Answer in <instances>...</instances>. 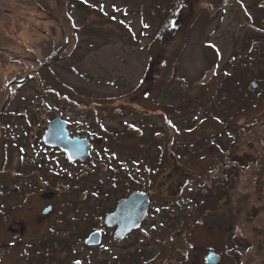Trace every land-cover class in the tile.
I'll list each match as a JSON object with an SVG mask.
<instances>
[{"label":"rangeland","instance_id":"obj_1","mask_svg":"<svg viewBox=\"0 0 264 264\" xmlns=\"http://www.w3.org/2000/svg\"><path fill=\"white\" fill-rule=\"evenodd\" d=\"M254 1L6 0L0 264H175L173 233L140 232L127 251L108 229L86 243L113 208L115 165L168 151L182 162L183 216L195 214L179 240L197 224L200 259L264 264V0ZM56 116L77 135L108 129L83 164L44 146ZM22 218L20 243L8 228Z\"/></svg>","mask_w":264,"mask_h":264},{"label":"flooded vegetation","instance_id":"obj_2","mask_svg":"<svg viewBox=\"0 0 264 264\" xmlns=\"http://www.w3.org/2000/svg\"><path fill=\"white\" fill-rule=\"evenodd\" d=\"M254 2H256V0ZM253 5L255 6V4ZM236 7H239V5ZM256 7L258 6L256 5ZM250 21L252 20L250 19ZM53 119L54 117L49 119V121ZM65 120L67 121V128L71 134V137L86 138L89 141L91 145L90 153L87 158L89 159V157H91L92 153L94 152V149L96 146L95 144H101L103 142V138H99L98 137L99 135L96 134V131L103 132V131H107L108 129H103V128H99V130L97 128L90 129V130H87L86 134L84 135H79V134L77 135V134H74L73 131H71L72 122L68 121V117ZM96 120L97 122L101 121L100 119H96ZM47 123H46V128H47ZM45 131H44V134H45ZM42 142L44 146L48 148V150H51V149L59 150L56 147L47 146L44 143V136L42 138ZM171 158H174V159H171ZM68 162L70 161L68 160ZM70 163H79V161H74ZM181 163H182L181 160L177 157V155L173 151H168L167 154L165 155H159L158 160L147 159L146 161H139V162H133V161L122 162L121 161L117 165H115V169L113 171L114 173L113 189L115 191L116 197H115L113 208L110 209L108 213L115 212L119 204L122 201L126 200L130 195L135 194V193H143L147 195L148 197L147 211L139 227L136 229H132L129 233L125 234L123 237L119 239L115 237V233L119 229V224L116 223L111 228L106 227L104 224V218H105L104 216L102 227H100L101 230L98 229V232L101 233V241L99 242V244L102 242V238H104V233L106 229L111 230L112 240L115 243L116 247L120 246V244L123 242L126 243V246H125L126 251H127V248H129L130 246L134 247L135 245V244L133 245L134 237L138 235V233L140 232L145 234L146 237L154 236L155 233L168 232V233H173V235H171L170 238L175 242L174 244L176 245V248H179L178 255L180 253L182 254L184 253L186 257L189 258V260L184 263V261L181 260V258L179 259L178 255L173 256L172 258L175 264H200L202 263V258H203V264H208L207 259H208L209 252H214L216 255L220 257V259H222L221 254L215 251H212V250L207 251V253L203 255L202 258L200 259V253H197L199 243L196 240H193L192 238L195 234L197 235L199 232L197 224H195L193 227V229L195 230L197 229L194 234H192L190 237H186L184 241L179 240V236L182 234V232L185 231V229L186 230L189 229L188 225L191 222V220H194V215H195V214L191 215V213L188 212L187 215H185L184 217L182 213L184 202H183V198L181 195L183 193L182 189L184 187L180 185L178 181L180 174H182ZM25 170H28L27 171L28 173L32 171L34 174L35 170L37 169L33 166H28ZM25 170L23 169L20 170L19 172L20 179L26 175ZM225 175H227L226 170H225ZM227 177H230V176L227 175L226 179ZM22 183L24 184V182ZM19 188L21 192L24 191L21 185H19ZM30 188L31 189L33 188V185L31 184V179H30ZM165 196H167L166 199L164 198ZM45 198L49 200L52 197L51 195L45 194ZM189 203L192 206L194 205L196 207L193 201L192 203L188 202L187 204ZM51 207H52L51 205H48L42 209L43 216L45 217L44 219H42V221H45L46 219L47 221L51 220L50 219L51 217L50 213L52 212ZM48 208H51V210L48 213H45V210H47ZM4 214L8 215V212L5 209H4ZM36 217H39V215L37 214L36 216L32 215V218H36ZM25 222H27L28 224V222L30 221L24 220V218H22L21 221L12 220L13 224L12 226L8 228L11 234L13 233V235L16 236L18 239L21 238L19 239L20 243L23 242V239L27 238V233L29 232L28 230L31 229L30 226L24 224ZM39 222L40 221H37L36 224H38ZM98 227L99 226H97L96 228ZM25 228H26V232H25ZM151 233H153V235H151ZM130 239H132V243L129 246L128 243ZM153 239L161 241V239L156 236ZM15 241H16V238H15ZM225 242L226 241H223L222 243L224 244ZM10 243H11L10 245L12 246L15 242L14 243L10 242ZM183 247L185 248L184 250H183ZM21 248L22 247H20V249ZM137 249H139L140 255L142 254L141 258H143V253H145L144 248L139 247ZM194 251H196L195 255H194ZM190 256H192V259ZM130 263L131 262L129 261L125 264H130Z\"/></svg>","mask_w":264,"mask_h":264},{"label":"water","instance_id":"obj_3","mask_svg":"<svg viewBox=\"0 0 264 264\" xmlns=\"http://www.w3.org/2000/svg\"><path fill=\"white\" fill-rule=\"evenodd\" d=\"M44 142L48 146L58 147L68 157L70 161H85L89 155L90 143L86 138H70L67 130V123L60 117L47 124V130L44 136ZM148 206V197L143 193H135L130 195L126 200L122 201L115 212L109 213L105 217V225L113 227L119 224V229L115 233L116 238H121L129 233L132 229L139 227L141 221L145 217ZM51 208L45 210L48 213ZM101 240V233L93 232L87 239L89 245H96ZM208 264H218L220 257L214 252H209Z\"/></svg>","mask_w":264,"mask_h":264},{"label":"trees","instance_id":"obj_4","mask_svg":"<svg viewBox=\"0 0 264 264\" xmlns=\"http://www.w3.org/2000/svg\"><path fill=\"white\" fill-rule=\"evenodd\" d=\"M7 5L6 0H0V21L1 20H6L9 17V14L7 12H4V8ZM6 28V25L3 27L1 26L0 23V45L3 46V42L7 41V36L6 33L4 32V29ZM9 41H7V43H11L10 39L8 38ZM3 62V59H1L0 57V63ZM4 92H2V94H0V116L5 112V109L10 105L13 96L11 95H6L3 94Z\"/></svg>","mask_w":264,"mask_h":264},{"label":"snow or ice","instance_id":"obj_5","mask_svg":"<svg viewBox=\"0 0 264 264\" xmlns=\"http://www.w3.org/2000/svg\"><path fill=\"white\" fill-rule=\"evenodd\" d=\"M145 27H147V25H145ZM77 264H78V262H77Z\"/></svg>","mask_w":264,"mask_h":264}]
</instances>
